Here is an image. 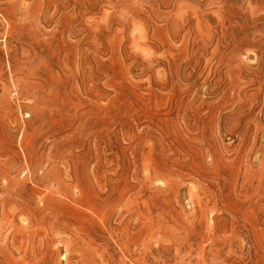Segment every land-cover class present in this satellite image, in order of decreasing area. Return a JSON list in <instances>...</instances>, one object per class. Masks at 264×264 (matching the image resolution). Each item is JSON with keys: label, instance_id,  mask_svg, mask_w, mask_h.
<instances>
[{"label": "rangeland", "instance_id": "1", "mask_svg": "<svg viewBox=\"0 0 264 264\" xmlns=\"http://www.w3.org/2000/svg\"><path fill=\"white\" fill-rule=\"evenodd\" d=\"M0 264H264V0H0Z\"/></svg>", "mask_w": 264, "mask_h": 264}]
</instances>
